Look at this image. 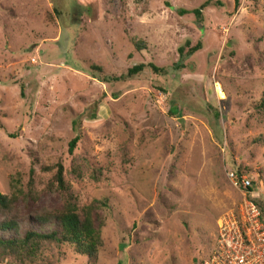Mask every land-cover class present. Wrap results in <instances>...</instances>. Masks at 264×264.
I'll return each instance as SVG.
<instances>
[{
  "label": "rangeland",
  "instance_id": "374dc122",
  "mask_svg": "<svg viewBox=\"0 0 264 264\" xmlns=\"http://www.w3.org/2000/svg\"><path fill=\"white\" fill-rule=\"evenodd\" d=\"M205 1L0 0V193L26 217L61 208L40 169L60 161L103 239L95 262L52 244L35 264H200L245 197L264 226V0H209L199 23L177 11ZM187 40L201 48L181 60ZM137 63L161 70L127 75Z\"/></svg>",
  "mask_w": 264,
  "mask_h": 264
},
{
  "label": "trees",
  "instance_id": "16d2710c",
  "mask_svg": "<svg viewBox=\"0 0 264 264\" xmlns=\"http://www.w3.org/2000/svg\"><path fill=\"white\" fill-rule=\"evenodd\" d=\"M134 1L139 3L142 0ZM207 4H209V0L191 10L178 8L177 11L179 14L192 13L196 22L199 23L204 21L203 8ZM189 45L190 42L187 40L183 46L179 47L178 51L181 60L201 48V42H197L192 46ZM136 48L138 49V44H136ZM185 48L187 49L185 50ZM146 66L152 68L155 72L161 70L152 63H137L128 68L127 75L135 74ZM254 108L259 113H264V90L260 98L255 102ZM216 118H218V115ZM80 137V134H76L68 142L69 154H72L76 148ZM240 168L239 165H236L234 169L239 175L242 173ZM40 169L43 172L55 169L53 179L57 184V191L65 194L64 203L59 209H53L48 206L39 207L34 210L31 216L26 217L16 204L17 196L0 193V264H4L3 261L7 256L24 264H35L37 260L41 259L40 257L47 247L52 244L72 246L78 255L86 257L88 261L95 262L103 246V239L99 232V226L95 225V220L92 218L94 205L86 204L80 206L78 204L64 181L63 166L60 161L48 166H41ZM29 172L31 175L33 174V167H30ZM31 175L27 183L29 188L31 187ZM11 185L16 188L13 183ZM246 190L254 192L255 187L251 184ZM253 202L258 206L256 201ZM34 224L35 227L33 226ZM22 225H24V228ZM50 225L52 226L51 229L44 230L45 227Z\"/></svg>",
  "mask_w": 264,
  "mask_h": 264
},
{
  "label": "built area",
  "instance_id": "2783aa9c",
  "mask_svg": "<svg viewBox=\"0 0 264 264\" xmlns=\"http://www.w3.org/2000/svg\"><path fill=\"white\" fill-rule=\"evenodd\" d=\"M230 183L245 194L253 178L234 170L226 172ZM245 209L231 210L216 219V239L213 249L200 264H264V226L260 210L250 199L244 198Z\"/></svg>",
  "mask_w": 264,
  "mask_h": 264
},
{
  "label": "clouds",
  "instance_id": "9594fccd",
  "mask_svg": "<svg viewBox=\"0 0 264 264\" xmlns=\"http://www.w3.org/2000/svg\"><path fill=\"white\" fill-rule=\"evenodd\" d=\"M231 170V169H230ZM235 171V170H234Z\"/></svg>",
  "mask_w": 264,
  "mask_h": 264
}]
</instances>
